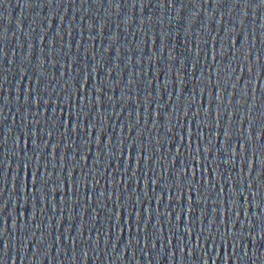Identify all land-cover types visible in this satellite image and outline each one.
Wrapping results in <instances>:
<instances>
[{"label": "water", "instance_id": "water-1", "mask_svg": "<svg viewBox=\"0 0 264 264\" xmlns=\"http://www.w3.org/2000/svg\"><path fill=\"white\" fill-rule=\"evenodd\" d=\"M30 2L3 0L0 3V33L3 34L0 49L4 53L0 56V106L3 107L0 173H7V182L0 179V225L6 229L0 233V258H3L0 264H203L205 260L208 264H225V261L226 264H264V208L243 204V196L240 197L243 209L232 206L233 211L240 212L239 217L233 216L226 206L223 208L225 197L232 194V186L241 179L242 164L239 156L225 162L230 155L223 143L227 138L222 130L216 129L214 120L207 119L208 111L215 117L216 105L224 104L227 115H222L221 124L231 132L232 147L237 151L244 142L240 132L247 128V104L256 109L251 115L257 123L264 120V7L246 6L245 0H222L218 7L213 0H195V3L185 0L186 7L179 11L166 4L160 7V0H113L111 6L109 0ZM91 24L95 27L89 29ZM231 28L235 29L234 33L228 31ZM114 33L116 40L111 41ZM161 37H165L163 42ZM118 48L120 53H116ZM170 50L171 62L167 60ZM53 51L55 57L51 55ZM69 51L72 56L65 63ZM52 59L57 60L55 65L49 62ZM41 73L47 74L41 91H53V100L52 107H41L35 116L31 114L36 112L35 105L31 112L26 110L23 96L29 87L36 86ZM52 75L55 79L48 85ZM101 80L104 85H100ZM130 80L134 82L129 84ZM217 82L218 89L214 87ZM101 86L102 99L81 101L76 95L79 89L91 98L96 95L92 89ZM65 88L73 93L71 112L60 110L61 106L65 110L69 108ZM246 91L245 103L240 92ZM56 93L62 103L55 99ZM217 95L221 99L214 101ZM82 104H87L83 113L79 112ZM194 113L199 114L194 116ZM53 115L64 117V127L56 125L58 130L49 144L60 145L66 166L61 164L57 168V175L63 179L53 202L51 194L43 205L37 197L33 217L31 186L26 192L29 201L26 205L18 180L13 189L12 176L19 162L15 152L20 151L15 147V137L23 140L21 129L26 124L35 131L38 126L31 124L35 119L47 131L53 122L45 125V119ZM88 118L95 130L85 127ZM73 123L78 127L69 132V141L63 143L62 134ZM101 125L107 133V147L102 152L93 139ZM198 127L201 145L207 147V141L211 140L210 151H195ZM181 143L185 147L177 152L176 145ZM188 144L192 145L191 150ZM252 148L261 153L259 145L253 144ZM142 150H146L148 159L138 154ZM260 161L264 164V155H260ZM4 163L9 167L4 168ZM193 163L194 167H187L188 180L181 192L176 185L181 184L185 166ZM243 176L246 184V167ZM149 177H155L157 183L151 184ZM193 181H197L195 191H190L187 184ZM221 187L225 190L221 192L220 208L215 193ZM150 188H155V192ZM136 195L143 200L137 204L138 210L146 216L155 211L161 214L162 239L150 236L145 244L144 233L138 236L135 226L127 229L123 220L120 227L125 230L121 233L117 229L116 221L121 218L131 223L134 217L131 205ZM244 195L248 193L244 191ZM238 196L236 193L234 198ZM205 197H208L206 204ZM194 200L200 206L191 214L194 223L190 233H184L182 223L179 231L173 229L169 243L165 214L172 211L174 218L180 215L179 205L183 204L187 211ZM213 207L224 210L225 217L228 215L230 222L236 224V232L243 233L234 251L231 242H220L222 237L217 238L215 247L204 242L208 232L215 237L217 229L221 233L225 231L223 225L209 223ZM202 208L206 210L203 217ZM181 220H185L184 214ZM173 223L178 222L173 219ZM23 224L27 227L21 228ZM5 242L8 249L4 252Z\"/></svg>", "mask_w": 264, "mask_h": 264}, {"label": "snow or ice", "instance_id": "snow-or-ice-1", "mask_svg": "<svg viewBox=\"0 0 264 264\" xmlns=\"http://www.w3.org/2000/svg\"><path fill=\"white\" fill-rule=\"evenodd\" d=\"M3 0H0V3H2ZM26 2L31 3L30 0H26ZM52 0H49V3H51ZM95 2V0H94ZM113 0H109L110 6L112 5ZM193 3H195V0H193ZM213 3L215 6H219L222 3V0H213ZM165 4L168 7L175 8L177 11L184 9L186 7L185 0H160V7H164ZM245 5L249 7H254V8H260L264 7V0H257L256 3H251L250 0H245ZM59 6V5H57ZM135 6V5H133ZM199 7V5H197ZM116 7H119V4H116ZM180 17L177 16V21H179ZM63 20V17H61V21ZM81 20H83V17H81ZM95 25L91 24L88 28L92 29L94 28ZM101 27H103L101 25ZM264 27V25H262ZM82 31V29H81ZM229 32L234 33L235 29L231 28L228 30ZM57 36L60 35V32L57 31L56 33ZM68 35L71 36V31H68ZM114 38H110L111 41L116 40V35L115 33L113 34ZM3 38V34L0 33V39ZM165 37H161V41L163 42ZM89 39H93V37L90 35ZM41 40H43V37H41ZM52 42L50 41V44ZM232 45H235V41H231ZM31 47V45L29 46ZM72 45L71 43L68 44L69 50L71 49ZM111 47V44H109V48ZM163 47V43H162ZM77 51H79V46L77 47ZM107 51V49H105ZM116 53H120V49H117ZM4 55L3 50L0 49V56ZM53 57L56 56L55 51L51 53ZM248 55H250V51L248 52ZM71 52L69 51L68 57L65 60V63H68L69 60L71 59ZM95 59V57H93ZM215 59V57H213ZM257 59H259V56H257ZM168 61L173 60V55L172 51L170 50L167 56ZM51 64L55 65L57 63L56 59H52L49 61ZM78 62V58L76 59V63ZM250 64V63H249ZM251 65V64H250ZM93 71H95V68H92ZM23 71V69H21ZM35 71V70H34ZM249 71H252V68L249 67ZM47 74L41 73L40 76L36 80V86L35 87H29L23 96V104L27 106L26 110L31 112L32 107L35 105L36 112L32 113V115L38 114L40 112L41 107H52L50 101L53 100V91L52 92H47L41 91V89L44 88V79L46 78ZM89 78V74H88ZM31 79V78H30ZM55 76L52 75L50 79H48V85L50 84L51 80H54ZM0 80H2V77H0ZM134 81L130 80L129 84L133 83ZM80 83V82H79ZM65 84H67V81H65ZM100 85H104V81H100ZM217 89L220 87L219 82H217L216 85H214ZM235 87V85H233ZM227 89V85H225V91ZM93 92L96 93L95 96L93 97H87L83 93L79 92V89H77L76 95L78 99L81 101L84 100H89L90 102L95 101L97 99H102L101 94L103 93L104 89L103 87L99 88H93ZM253 92V90H252ZM65 96L69 100V108L67 110L63 109L61 106V111H69L71 112V109L73 107L71 103V98L73 93L68 91L66 88L64 89ZM228 94V93H227ZM56 95V100H61L62 103V98L59 96L58 93ZM45 96H47V99H45ZM240 97L244 99V102L246 103V98L248 97V91L246 92H240ZM6 99V98H5ZM131 99H138L137 97H131ZM221 98L217 95L213 97V100H220ZM252 99H254V95H252ZM202 107V106H201ZM87 108V104H82L79 105V112L83 113L84 110ZM256 110L252 105L249 103L247 104V109L245 110L249 115L247 117V128L242 129L240 132V137L244 141L240 146H239V151L236 149H233L232 147V142H231V132L229 131L228 128H224L221 124V117L222 115L225 117L227 115L225 106L223 103H220L219 105H216V115L213 117L212 111H208L207 113V119L209 121L214 120L216 124V129L222 130V135L226 137V141H223L227 145L225 151L229 152L230 155L227 156L224 160L225 162H228V160H235L238 156L240 158V162L242 164V167L240 169V181H237L234 186H232V194H229L225 197L224 199V206H226L229 211H231L233 216L239 217L240 212L239 211H233L232 206L235 205V207H239L243 209V204H249V205H255L258 208H264V195H261L262 192H264V164L261 163L260 161V155H264V120H261L259 123L255 120V118L252 117L251 113ZM3 111V107L0 106V112ZM19 112L20 109H17ZM55 111V109H53ZM199 113H194V116H198ZM76 120L80 119L79 113H76ZM238 115V114H236ZM85 116H88V113H85ZM229 120H232V117H229ZM49 121H52V127L48 128L47 131L43 127H39L40 125V120L35 119L34 121L31 122V124H34L38 127H35V131L33 128H29L27 124L21 129L22 135H23V140H21L20 136L15 137V147L19 148L20 151L15 152V156L18 159V163L16 164V174L12 176V181H13V189H16V181H19V191L21 194V198L24 201V204H28L29 201L27 200L26 192L31 186V191H32V216L35 217L36 212H35V205L37 203V197L39 198V202L43 205L46 202H48L49 194L52 195V202L54 198V194L58 193L57 190L59 188V185L62 181V177H59L57 175V168L60 167L61 164H65L66 157L61 156L60 154V145L59 144H54L51 143L49 144V141L53 138L54 133L58 130L56 125L59 124L60 127H64V117H56V116H49L45 119V125L48 124ZM234 122V121H233ZM2 123V121H0ZM70 123H72L70 121ZM155 123V120H154ZM170 123V121H169ZM140 124V121H137V125ZM78 127L77 124L72 125V127H67L65 128V132L62 134V140L63 143L68 142V136L69 132L72 133L73 128ZM85 127H91L95 130V125L92 123L91 119L88 118L85 123ZM129 129L132 128V124H129ZM213 129L210 128V132ZM171 132V129L168 130ZM80 132L77 133L79 136ZM87 133H84L86 135ZM107 136L106 131L103 130V125H101V129L99 131H96L95 136H93V139L97 143V149L98 151L103 150L104 147H107L105 137ZM44 137H48V139H45ZM197 137V146L195 151L197 152H207L210 151L212 148L211 140L209 139L207 141V147H203L201 145V136L199 132V127L198 131L196 133ZM110 139V137H109ZM173 142L175 143V136H172ZM181 141L184 140V137H180ZM43 140V143H40L39 141ZM61 140V141H62ZM29 143L31 144V148H29ZM123 143V141H121ZM21 144L23 147L21 148ZM141 144L143 145V141L141 140ZM256 144L259 145L261 148V153H257L255 149L252 148V145ZM162 145V144H161ZM160 145V146H161ZM53 148V151H49V148ZM181 147H185L182 143L179 145H176L177 152L180 151ZM69 148H71L69 146ZM187 148L191 150L192 145L188 144ZM72 149V148H71ZM59 150V155H57V152ZM111 150V149H110ZM73 151V149H72ZM122 151V150H121ZM146 150H142L139 155H141L142 159H148V157L145 155ZM31 152V155L28 153ZM102 152V151H101ZM243 153V155H241ZM0 155H3L0 153ZM113 155H115V152L113 151ZM100 161L99 159L96 160V163L98 164ZM77 163H79V160H77ZM137 163H140V161H137ZM257 165H260L259 168ZM51 166V170H50ZM66 166V164H65ZM86 166V165H85ZM192 166L194 167V163L192 165H186L185 166V175L182 178L181 184L176 185L181 192L184 190V182L188 180L187 176V167ZM4 168H8L9 165L7 163H4L3 165ZM245 167L247 168L248 171V179L247 183L245 184L244 180V171ZM127 171V169H125ZM255 173L256 175H253ZM54 177H56L54 179ZM144 177L138 179L136 181L137 184L140 183V180L143 179ZM223 178V177H222ZM0 179H2L4 182H7V173H0ZM149 180H151V184H156L157 181L155 177H149ZM97 183H99L97 181ZM126 183V181H125ZM197 183V181H193L192 183H188L187 187L189 188L190 191H195L194 184ZM225 185L228 184V180L225 178L224 179ZM212 187H215L213 184ZM243 189V190H241ZM151 192H155V188H150L149 189ZM224 188L221 187L219 191L215 193V198L217 201V205L219 206V201L221 197V192H224ZM78 191V190H77ZM163 191V189H162ZM244 191L248 193V195H244ZM239 193L238 198H234L235 194ZM101 196L104 195V193H100ZM199 196V193L197 194ZM244 197V203H240V197ZM208 197H205V204L206 200ZM196 200V198H195ZM195 200L191 207L185 211V207L183 204L179 205L180 207V215H175L173 218V212L168 211L165 214V219L169 225V239L168 242L171 243V235L173 229H176V231H179V226L183 223L185 224V227L183 229L184 233H190L191 231V226L194 223L191 220V214L195 211L197 207L200 205L195 203ZM79 200L75 201V204H78ZM97 204H99V200L97 199L96 201ZM116 203L119 206V197L116 199ZM143 200H141L140 195H136V201L132 203L131 207L133 208L134 211V217L131 220V223H127L123 218L120 220L116 221L117 224V229L120 230L122 233L125 228L120 227L121 220H123V225L127 229H132L133 226L136 228L137 235L141 232L144 233V242L145 244L148 242V239L150 236H154L157 239H162L161 233L163 232V226L161 225V214L159 211L155 212H149L148 215L146 216L144 213H142L140 210L136 208L137 204H142ZM68 206V205H66ZM220 207V206H219ZM221 208V207H220ZM225 211L220 210L217 211L216 207H213L212 209V219L209 221L210 224H216V225H223L225 231L221 233L218 229L216 232V236L214 237L212 232H208L207 238L205 239V243H210L211 246L215 247V244L217 242V238H221L220 242L222 244H228L231 242V246L233 248V251L235 250L237 246V241L240 240L243 236L242 231L240 233L236 232V224L234 222H230L228 215L225 217ZM184 214L185 220H181V215ZM206 215V210L202 208L201 210V217ZM113 216H115V213H113ZM190 217V218H189ZM68 219H71V216L68 217ZM153 219H155V223H153ZM173 219L177 221L178 223L174 224ZM261 220V219H260ZM3 223H7L6 221H3ZM12 227H16L15 220L12 222ZM27 225L23 224L21 225V228H26ZM39 227V226H37ZM151 229V231H150ZM6 229L0 225V233H3ZM201 235H203V229L200 230ZM229 233H231V241H229ZM80 234V233H79ZM116 238L119 239L120 236H117L116 233ZM182 238V237H181ZM24 239H27V237H24ZM196 239L199 241L200 236H197ZM139 243V240H137ZM129 243H131V236H129ZM8 249V244L5 242L3 245V251ZM3 259V258H0ZM203 264H208L207 260L203 262ZM226 264V261H225Z\"/></svg>", "mask_w": 264, "mask_h": 264}]
</instances>
